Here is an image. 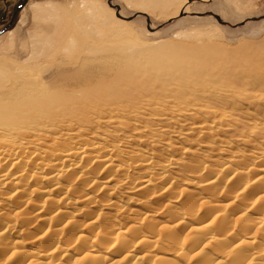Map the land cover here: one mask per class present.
I'll return each mask as SVG.
<instances>
[{
	"label": "bare ground",
	"instance_id": "1",
	"mask_svg": "<svg viewBox=\"0 0 264 264\" xmlns=\"http://www.w3.org/2000/svg\"><path fill=\"white\" fill-rule=\"evenodd\" d=\"M93 18L0 65V264H264L263 56L94 46Z\"/></svg>",
	"mask_w": 264,
	"mask_h": 264
},
{
	"label": "rangeland",
	"instance_id": "2",
	"mask_svg": "<svg viewBox=\"0 0 264 264\" xmlns=\"http://www.w3.org/2000/svg\"><path fill=\"white\" fill-rule=\"evenodd\" d=\"M34 5L50 7L49 16L38 19ZM162 8L153 9L138 0H0V65L32 71L51 65L59 60L56 51L64 46L44 43L53 55L31 58L36 40L55 33V29L36 26L37 21H54L59 33L68 25L76 30L77 17L89 14L95 18L86 20L82 29L91 26L99 35L97 40L89 37L95 33L88 36L94 46L131 43L139 48L154 44L173 49L207 45L233 54L241 65L257 63L244 51L264 58V0H174ZM105 17L111 20L101 21Z\"/></svg>",
	"mask_w": 264,
	"mask_h": 264
}]
</instances>
